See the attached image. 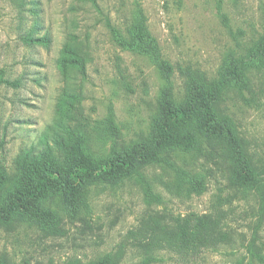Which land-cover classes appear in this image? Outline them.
Here are the masks:
<instances>
[{"label":"rangeland","instance_id":"rangeland-1","mask_svg":"<svg viewBox=\"0 0 264 264\" xmlns=\"http://www.w3.org/2000/svg\"><path fill=\"white\" fill-rule=\"evenodd\" d=\"M263 5L264 0H0V71L19 84H0V164L13 174L22 152L42 148L68 89L82 93L97 156L149 134L164 80L148 57L122 49L110 28L125 34L139 7L163 59L174 68L175 96L181 100L179 68L216 78L230 56H245L264 35ZM29 35L51 42L30 44ZM72 43L84 52L85 78L57 63ZM249 76L251 89L228 90L219 108L245 141L259 188L233 185L223 148L204 143L200 151L175 152L118 185H93L89 211L74 220L56 200L52 208L61 214L63 235L27 224L0 226V256L11 264H93L109 254H121V264H262L251 246L254 242L264 255V68ZM178 170L189 178L202 176L204 192H192L190 179ZM192 214L218 220L227 240L198 252L168 246L176 219Z\"/></svg>","mask_w":264,"mask_h":264},{"label":"trees","instance_id":"trees-1","mask_svg":"<svg viewBox=\"0 0 264 264\" xmlns=\"http://www.w3.org/2000/svg\"><path fill=\"white\" fill-rule=\"evenodd\" d=\"M81 1L96 4V0ZM262 15L264 19V5ZM110 28L122 49L148 57L164 80L149 134L114 149L107 157L97 156L90 146L88 125L81 108L82 93L65 90L59 98L57 120L43 136L42 148L22 152L13 174L0 164V226L27 224L49 235H63L61 214L52 208L56 200L61 203L65 215L74 220L82 212L89 211L87 197L93 185H118L147 166L165 162L175 152L200 151L204 143L223 148L232 166L233 185L244 190H254L261 185L245 141L229 117L220 112L219 105L228 90L243 94L251 89L250 71L264 68V35L247 49L245 56H230L216 78L210 79L199 70L179 68L184 93L178 100L174 68L163 59L158 41L148 30L143 9H137L125 34ZM25 41L43 47L51 42L48 36L34 38L32 35L26 36ZM57 63L64 72L70 67L82 78L86 77V58L76 43L63 47ZM0 84L19 85L5 79L3 71H0ZM177 172L180 177L190 179L192 192L197 195L204 192L202 176L189 178L184 171ZM175 228L166 242L179 251L216 249L227 240L221 223L208 215L179 217ZM251 247L264 264V255L255 250L254 242ZM121 262V254H109L93 264ZM0 264L11 263L0 256Z\"/></svg>","mask_w":264,"mask_h":264}]
</instances>
